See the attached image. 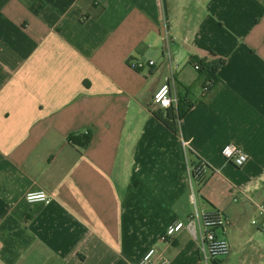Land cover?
Instances as JSON below:
<instances>
[{"label":"crops","instance_id":"crops-1","mask_svg":"<svg viewBox=\"0 0 264 264\" xmlns=\"http://www.w3.org/2000/svg\"><path fill=\"white\" fill-rule=\"evenodd\" d=\"M220 60L204 93L194 63ZM165 83L193 104L179 135L154 114ZM199 160L197 208L231 247L211 264H264V0H0V264H204L187 231L160 240L194 212Z\"/></svg>","mask_w":264,"mask_h":264},{"label":"built area","instance_id":"built-area-1","mask_svg":"<svg viewBox=\"0 0 264 264\" xmlns=\"http://www.w3.org/2000/svg\"><path fill=\"white\" fill-rule=\"evenodd\" d=\"M154 61H130L132 68L142 70L147 65L153 66ZM196 71H202L204 66L197 61L194 63ZM215 86L213 79H206L204 86V93L210 92ZM152 105L155 111H164L170 108H177L178 99L173 96L171 86L168 83L162 84L153 95ZM186 146L187 143L183 142ZM222 156L224 159L232 163L237 168H242L249 161V156L244 150L233 143L227 144L222 149ZM208 165L203 160H199L196 164L187 163V179L190 187V197L195 209L194 212L187 218L186 221H175L166 230L165 234L160 238L161 242H171L179 233L187 231L194 238L201 240V253L203 255L204 264H211L219 259L226 258L230 255L231 247L229 242L221 236L224 228L227 225V217L218 209L212 211H199L197 208L196 184L204 182ZM28 202H43L48 205L51 203L52 198L45 191L28 192L26 194ZM260 212L264 215V205L261 206ZM257 224V221H253ZM264 233V227L261 228ZM157 250L150 248L143 256L138 264H170L169 261L162 257L156 259Z\"/></svg>","mask_w":264,"mask_h":264},{"label":"trees","instance_id":"trees-1","mask_svg":"<svg viewBox=\"0 0 264 264\" xmlns=\"http://www.w3.org/2000/svg\"><path fill=\"white\" fill-rule=\"evenodd\" d=\"M102 8V7H101ZM204 66L202 71H199L203 77L206 79L210 78L215 81V85L218 83L217 72L224 65L223 61L205 63L200 61ZM193 104H190L187 100L179 99L177 108H170L163 111L155 112L156 118L162 122L172 133L179 135L180 134V121L184 118L187 111L192 107ZM91 139L90 134H86L81 137H70V140L74 143H79L81 146H87Z\"/></svg>","mask_w":264,"mask_h":264}]
</instances>
